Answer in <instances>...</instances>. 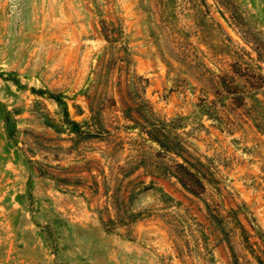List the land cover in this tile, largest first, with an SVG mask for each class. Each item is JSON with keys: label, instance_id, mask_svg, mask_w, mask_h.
Wrapping results in <instances>:
<instances>
[{"label": "rangeland", "instance_id": "374dc122", "mask_svg": "<svg viewBox=\"0 0 264 264\" xmlns=\"http://www.w3.org/2000/svg\"><path fill=\"white\" fill-rule=\"evenodd\" d=\"M0 103V264H264V0H0Z\"/></svg>", "mask_w": 264, "mask_h": 264}, {"label": "trees", "instance_id": "16d2710c", "mask_svg": "<svg viewBox=\"0 0 264 264\" xmlns=\"http://www.w3.org/2000/svg\"><path fill=\"white\" fill-rule=\"evenodd\" d=\"M60 95L58 94H51L49 95L50 98L53 99V101L55 103H57L58 105L62 103L60 97ZM63 114H64V124H68L71 126L72 131L74 132H81L80 130V125L78 122L69 119L68 116V110L66 105H64L63 107ZM0 117L4 123V129H5V133L8 136L9 139L13 138V134H14V130H15V126H14V119L11 115V112L5 107V105L3 103H0Z\"/></svg>", "mask_w": 264, "mask_h": 264}]
</instances>
